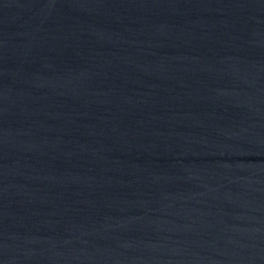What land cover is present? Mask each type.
<instances>
[{"label":"water","instance_id":"water-1","mask_svg":"<svg viewBox=\"0 0 264 264\" xmlns=\"http://www.w3.org/2000/svg\"><path fill=\"white\" fill-rule=\"evenodd\" d=\"M0 264H264V0H0Z\"/></svg>","mask_w":264,"mask_h":264}]
</instances>
